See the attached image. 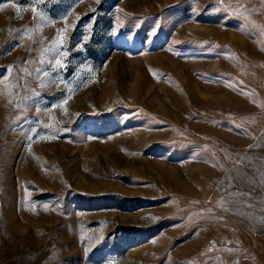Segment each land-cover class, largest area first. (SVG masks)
Wrapping results in <instances>:
<instances>
[{
	"label": "rangeland",
	"instance_id": "1",
	"mask_svg": "<svg viewBox=\"0 0 264 264\" xmlns=\"http://www.w3.org/2000/svg\"><path fill=\"white\" fill-rule=\"evenodd\" d=\"M0 264H264V0H0Z\"/></svg>",
	"mask_w": 264,
	"mask_h": 264
},
{
	"label": "snow or ice",
	"instance_id": "2",
	"mask_svg": "<svg viewBox=\"0 0 264 264\" xmlns=\"http://www.w3.org/2000/svg\"><path fill=\"white\" fill-rule=\"evenodd\" d=\"M40 63H43V61H40ZM55 67L62 68L64 65L60 59H55L54 61ZM38 73H44L46 74V70L44 69H38Z\"/></svg>",
	"mask_w": 264,
	"mask_h": 264
}]
</instances>
